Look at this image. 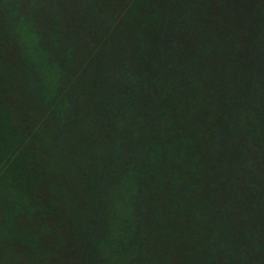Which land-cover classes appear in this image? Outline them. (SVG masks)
Returning <instances> with one entry per match:
<instances>
[{
	"label": "trees",
	"instance_id": "16d2710c",
	"mask_svg": "<svg viewBox=\"0 0 264 264\" xmlns=\"http://www.w3.org/2000/svg\"><path fill=\"white\" fill-rule=\"evenodd\" d=\"M33 104L54 152L0 155V184L24 164L0 264H32L17 212L83 264H144L156 238L174 264H264V0H0V119Z\"/></svg>",
	"mask_w": 264,
	"mask_h": 264
},
{
	"label": "rangeland",
	"instance_id": "374dc122",
	"mask_svg": "<svg viewBox=\"0 0 264 264\" xmlns=\"http://www.w3.org/2000/svg\"><path fill=\"white\" fill-rule=\"evenodd\" d=\"M47 111L48 109H43L42 105L36 107V105L33 104L31 108L28 109L30 118H20L17 115H11L9 117H5V119H0V155H2L5 150H8L9 152H15V149H20L22 144H24L26 141L34 142L35 139H38L35 144H39V148H41L42 151L44 150L46 153L53 154V149H47V147L44 146L46 143L45 136L43 135L44 132H40L39 138L38 136H36L38 126H40V124H49V120L42 122V118L47 115ZM37 115L39 116V118H37ZM31 125H35V129L33 127L29 130V126ZM39 153L36 155L37 158ZM29 157L33 159L30 160L31 162H26L30 163V165L28 164L27 168H29L36 162V159H34V155H29ZM22 166L21 163L19 164L18 161L14 165V168L11 172L9 171L3 174L6 175L7 178L6 180H2L0 186L7 183V185L3 186V188L8 194L11 192L9 197L6 196L9 205L5 207L4 212H7L10 208L14 207L17 202H20L23 206V198L20 196V190H18L17 186V184L19 183L18 168ZM12 187L14 189H17V192L11 191ZM4 196L5 195L2 194L1 198H3ZM40 196H43V194L41 193ZM41 201V198H38L34 205H42V208L45 209V206L47 204L44 202L41 203ZM17 208L21 209V206L12 209L18 210ZM1 209L3 211V207H1ZM38 209H41V207H39ZM33 211V215L39 212L35 209H33ZM14 216L18 217L20 220L19 230L23 231L21 237L22 235L27 239L33 237L34 243L32 247L34 252H31L32 258L30 257L32 264H71V262H74V264L84 263L85 254H82L78 251H74L73 249L75 245H77L74 242L75 236L69 231H67L66 227H61L59 225L61 223L60 220L49 218L46 221H43L40 219V221L43 222L40 224L39 227L36 226L38 224V221L36 219L28 221L26 219L27 217L25 218L23 213L19 214L17 212V214H14ZM12 220L14 221V218H12ZM175 233H178V231H176ZM178 236L180 239H182L180 234H178ZM156 240L157 242L146 244V248L143 252L145 255L144 264H174L171 259V251L168 250L170 249V247L168 246L170 241H162L159 238H156ZM168 240H171V238L169 237ZM177 242L180 241L178 240ZM175 246L177 247V245ZM16 252L17 251H14V253ZM17 254L18 257H20L18 252Z\"/></svg>",
	"mask_w": 264,
	"mask_h": 264
}]
</instances>
